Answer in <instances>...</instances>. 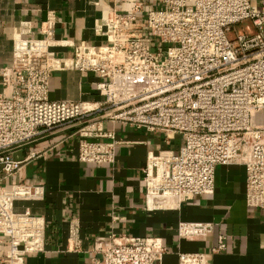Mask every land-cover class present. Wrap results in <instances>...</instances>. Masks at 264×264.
<instances>
[{
	"label": "built area",
	"instance_id": "2783aa9c",
	"mask_svg": "<svg viewBox=\"0 0 264 264\" xmlns=\"http://www.w3.org/2000/svg\"><path fill=\"white\" fill-rule=\"evenodd\" d=\"M118 9H104L95 28L106 41L74 44L71 57L47 53L54 22L48 18L45 38L13 39L10 96L0 94V236L9 247L8 264H22L27 253L44 252L45 221L29 208L17 212V199H39L43 187L3 179L18 173L25 162L13 152L42 133L82 120L77 130L78 160L115 161L120 143L113 130H104L101 114L122 123L166 135L179 134L183 146L174 155L147 153L142 168L145 192L174 197L179 202L214 192L215 167L243 165L245 203L264 209V0H154L144 9L141 0ZM145 12L148 35L130 31ZM249 20L255 32L227 36L231 26ZM154 38L159 46L152 47ZM68 44V43H66ZM155 49V50H154ZM76 69L96 73L101 101L51 100L50 72ZM211 222H180L178 235L205 238ZM78 219L68 223L67 251L80 247ZM217 234L211 253L225 250ZM99 253L90 264H162L166 252L157 236L110 234L99 239ZM178 264H212L205 253H178Z\"/></svg>",
	"mask_w": 264,
	"mask_h": 264
},
{
	"label": "crops",
	"instance_id": "0c3cea01",
	"mask_svg": "<svg viewBox=\"0 0 264 264\" xmlns=\"http://www.w3.org/2000/svg\"><path fill=\"white\" fill-rule=\"evenodd\" d=\"M144 9L158 7L154 0H141ZM118 9L128 2L113 0H0V94L10 96L12 86L13 39L45 38L44 22L54 26L47 53L52 57H71L74 44L100 45L105 37L95 24L104 9ZM130 31L148 35L145 12L130 25ZM68 43V44H66ZM100 77L91 71L53 69L48 98L51 100L101 101L95 83ZM104 130H113L120 141L115 161L84 163L78 160L77 130L82 120L73 121L42 133L31 143L13 152L23 159L35 156L2 184L39 185V199H17L14 210L29 208L44 218V252L27 253L22 264H90L99 253V239L110 234L157 236L166 249L162 264H178V253H205L212 264H264V209L245 203L246 171L243 165L215 167L214 192L195 195L179 202L174 197L151 196L145 192L142 168L147 153L174 155L184 144L179 134L166 135L122 123H111L100 115ZM78 219L80 247L67 251L68 223ZM180 222H211L213 232L205 238L185 239L178 235ZM217 234L225 236L226 248L212 254ZM9 244L0 236V264H8Z\"/></svg>",
	"mask_w": 264,
	"mask_h": 264
},
{
	"label": "rangeland",
	"instance_id": "374dc122",
	"mask_svg": "<svg viewBox=\"0 0 264 264\" xmlns=\"http://www.w3.org/2000/svg\"><path fill=\"white\" fill-rule=\"evenodd\" d=\"M259 3H260V0H253V6L255 8H258ZM231 29H232L231 32L228 33L227 35L229 39L235 38L236 34L247 33L248 35H252L255 32L249 20H245L241 23L234 24L231 26ZM263 30H264V27H263ZM151 39H152V47L157 48L159 44H157L154 38H151Z\"/></svg>",
	"mask_w": 264,
	"mask_h": 264
}]
</instances>
